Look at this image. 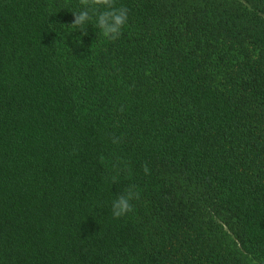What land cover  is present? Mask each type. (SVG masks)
I'll use <instances>...</instances> for the list:
<instances>
[{
    "label": "trees",
    "instance_id": "1",
    "mask_svg": "<svg viewBox=\"0 0 264 264\" xmlns=\"http://www.w3.org/2000/svg\"><path fill=\"white\" fill-rule=\"evenodd\" d=\"M115 5L0 0V264H264V0Z\"/></svg>",
    "mask_w": 264,
    "mask_h": 264
},
{
    "label": "clouds",
    "instance_id": "2",
    "mask_svg": "<svg viewBox=\"0 0 264 264\" xmlns=\"http://www.w3.org/2000/svg\"><path fill=\"white\" fill-rule=\"evenodd\" d=\"M83 6L81 10L73 11L72 25L82 31V35H87L84 28L86 23L94 21V26L98 28L103 36L111 40H116L121 35V29L128 20L129 10L124 7H116L115 0H80ZM77 42H81L78 38ZM113 142H117L115 139ZM145 174H149V168L144 166ZM139 198V194L132 188L121 193L112 202V216L120 218L133 210L131 201Z\"/></svg>",
    "mask_w": 264,
    "mask_h": 264
},
{
    "label": "rangeland",
    "instance_id": "3",
    "mask_svg": "<svg viewBox=\"0 0 264 264\" xmlns=\"http://www.w3.org/2000/svg\"><path fill=\"white\" fill-rule=\"evenodd\" d=\"M72 43H73V46H71L69 50L64 49V53H65L64 56H66V59L74 58L77 61H80V54L82 53L83 50H86V47L85 45H83L82 42L78 43L76 40H73Z\"/></svg>",
    "mask_w": 264,
    "mask_h": 264
}]
</instances>
